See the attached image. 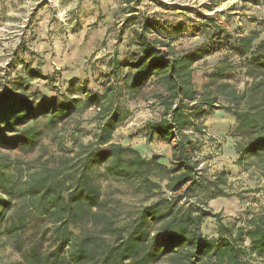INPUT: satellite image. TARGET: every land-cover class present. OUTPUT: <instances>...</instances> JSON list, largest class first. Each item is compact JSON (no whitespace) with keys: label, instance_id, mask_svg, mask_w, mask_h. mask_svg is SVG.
<instances>
[{"label":"trees","instance_id":"1","mask_svg":"<svg viewBox=\"0 0 264 264\" xmlns=\"http://www.w3.org/2000/svg\"><path fill=\"white\" fill-rule=\"evenodd\" d=\"M144 1L121 0L117 45L105 63L101 91L88 89L86 82L80 86L76 79L62 91L55 74L44 75L28 62L27 55L39 58L25 41L13 52L0 76V233L4 226L6 234L19 236L34 218L52 225L54 248L41 253L33 245L28 264H264V212H246L224 223L208 205L232 196L230 173L205 178L199 158L203 143L213 141L204 121L218 110L233 117L234 136L241 140L235 145V164L264 158V39L258 31L231 33L213 17L190 9L202 21L191 35L202 40L177 50L175 43L185 37L188 25L142 12ZM229 1L236 3L228 12L238 4L264 5V0H212L202 8L212 12ZM80 30L77 23L74 33ZM126 35L122 52L118 45ZM223 50L224 60L207 73L199 90L197 65ZM231 58L251 80L243 92L231 83L237 68ZM35 82H44L42 88ZM146 87L157 88L152 98L162 110L159 120L146 125V142L176 141L167 164L114 142L117 129L131 117L129 103ZM91 110L96 130L83 144L78 141L81 117ZM71 124L76 147L66 153L61 133ZM46 131L52 132L58 156L43 145ZM35 151L40 154L30 164L14 154ZM101 179L126 184L142 197L124 224L104 198ZM208 219L217 223L213 237L202 230ZM81 226L83 231L74 235L73 228Z\"/></svg>","mask_w":264,"mask_h":264},{"label":"rangeland","instance_id":"2","mask_svg":"<svg viewBox=\"0 0 264 264\" xmlns=\"http://www.w3.org/2000/svg\"><path fill=\"white\" fill-rule=\"evenodd\" d=\"M211 1L160 0L171 7L165 10L157 3L145 0L140 10L149 15L157 13L163 19L188 25L185 37L175 43L177 50L188 49L202 40L201 35L197 33L195 36L191 35L202 21L189 12L190 9H197L205 17H213L222 28L231 33L237 29L244 33L258 31L260 37L264 39V5L238 4L235 11L228 12L227 10L236 3L229 1L219 3L212 12H208L202 6L212 4ZM120 3L121 0H0V76L15 49L25 41L29 50L39 58L36 60L33 56L27 55L28 62L31 61L33 67H41L44 75L55 74L62 91L67 86V81L71 79L80 82V86L86 82L88 89L101 91L105 81L103 75L107 72L105 63L117 45V29L121 21ZM224 11L227 13H223ZM188 19L193 23H187ZM77 23L81 25V30L74 33V26ZM94 24H97L95 28ZM126 44L127 35L118 48L123 52ZM225 55L226 50L220 51L207 59L205 64L197 65L195 82L199 90L206 81L207 73L218 66ZM231 61L237 63V68L232 72L234 80H231V83L239 92H243L251 80L245 78L237 59L231 58ZM35 83H39L42 88L44 82ZM59 83L56 87H59ZM80 86L77 85V88ZM156 91L157 88L146 87L137 101L129 103L131 117L117 129L114 142L135 148L148 158L153 154L159 155L161 162L167 164L170 162L172 147L176 141L172 145L158 141L148 144L145 139L146 125L159 120L162 112L152 98ZM213 115L205 121L207 138H213V141L203 143L199 153V158L203 162L201 168L205 178L211 179L218 173L215 169L217 164L224 167L222 171L230 173L228 193L232 196L227 197L229 199L223 203L212 201L208 208L220 214L224 223L238 221L246 212L251 214L264 212V158L247 159L245 165H236L235 145L241 140L234 136L235 121L225 111L220 110ZM94 116L95 112L91 110L81 117V134L78 137L80 143L87 144L91 141L96 130ZM73 126L71 124L66 133H61L64 136L66 153L76 147L70 136ZM216 130L223 131V134L225 132L227 138L223 140L213 136L212 132ZM51 135L52 132H45L43 145L50 155L58 156L56 145L50 141ZM14 154L30 164L40 151L28 155L19 152ZM100 182L104 198L109 199L118 209L120 213L118 221L124 224L127 213L143 203L142 197L135 195L126 184L104 179ZM219 211L221 212L218 213ZM216 227V221L208 219L202 230L206 236L213 237L216 235ZM83 229L82 226L73 228L72 232L79 235ZM33 245H36L41 253H49L54 248L52 225L46 219L30 220L25 231L16 237L6 234L5 227L2 226L0 264H28L26 258Z\"/></svg>","mask_w":264,"mask_h":264},{"label":"crops","instance_id":"3","mask_svg":"<svg viewBox=\"0 0 264 264\" xmlns=\"http://www.w3.org/2000/svg\"><path fill=\"white\" fill-rule=\"evenodd\" d=\"M220 110H218V111H214L213 113H212V115H210L209 117H207L206 119H205V121L206 120H208L211 116H214L213 114L214 113H217V112H219ZM205 121H204V124H205ZM209 126H208V130H209ZM212 134H213V136H215V137H218V138H220V139H226L227 137L225 136V132H224V134H223V131H221V130H216V132H212ZM228 144H229V142H228ZM216 168V172H221L223 169H224V167H221V166H219L218 164H217V166H215ZM229 198H217V199H215V200H213V202H219V201H222V203L224 202V201H227ZM212 202V201H211ZM222 208V207H221ZM220 210H222V209H220ZM221 211H219L218 213H220ZM223 219V218H222ZM223 221H224V219H223Z\"/></svg>","mask_w":264,"mask_h":264},{"label":"water","instance_id":"4","mask_svg":"<svg viewBox=\"0 0 264 264\" xmlns=\"http://www.w3.org/2000/svg\"><path fill=\"white\" fill-rule=\"evenodd\" d=\"M151 158L160 159V158H161V156L153 154V155H151Z\"/></svg>","mask_w":264,"mask_h":264},{"label":"built area","instance_id":"5","mask_svg":"<svg viewBox=\"0 0 264 264\" xmlns=\"http://www.w3.org/2000/svg\"><path fill=\"white\" fill-rule=\"evenodd\" d=\"M169 195H170V193H169Z\"/></svg>","mask_w":264,"mask_h":264}]
</instances>
